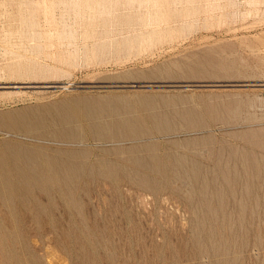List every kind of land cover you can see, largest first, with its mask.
Listing matches in <instances>:
<instances>
[{
    "label": "rangeland",
    "instance_id": "374dc122",
    "mask_svg": "<svg viewBox=\"0 0 264 264\" xmlns=\"http://www.w3.org/2000/svg\"><path fill=\"white\" fill-rule=\"evenodd\" d=\"M142 96L185 98L180 107L193 108L204 125L159 133L147 123L130 129L137 136L102 141L79 122L110 108L125 118V104L105 102ZM202 97L250 106L228 123L213 121ZM137 110L134 117L148 118ZM67 119L90 136L73 145L38 136L62 131ZM263 130L264 0H0V145L90 154L97 165L79 181L81 206L56 212L64 222L96 230L86 239L97 264H264V181L244 189L241 156L230 152L264 155L244 142L246 134ZM209 138L222 144L198 150L200 173L220 174L215 169L223 148V164L242 175L233 186L219 179L204 193L179 195L145 190L132 180L151 172L132 170L131 150L149 158V146L170 163L166 154L182 153L171 143L182 148ZM117 164L118 171L105 170ZM27 226L42 264H77L72 246L56 243L49 226L44 236H37L30 218ZM0 264H7L1 247Z\"/></svg>",
    "mask_w": 264,
    "mask_h": 264
},
{
    "label": "bare ground",
    "instance_id": "6f19581e",
    "mask_svg": "<svg viewBox=\"0 0 264 264\" xmlns=\"http://www.w3.org/2000/svg\"><path fill=\"white\" fill-rule=\"evenodd\" d=\"M201 101L204 111L213 121L224 123L243 115L244 107L250 106L230 103L211 104L203 97ZM105 103L107 105L125 104L124 111L127 117L120 118L119 111L110 108L105 112H90L89 117L84 118L83 122L79 121L85 129L94 132L92 137L102 141H119L137 136L138 134L130 129L147 123L158 128L159 133H169L178 126L190 129L204 125V120L193 108L180 107L188 103V100L182 97L142 96L136 101L111 98ZM157 106H159V112L156 109ZM137 109L147 112L148 118L144 120L134 117ZM3 119V122L7 121L6 118ZM247 120L252 119L248 117ZM59 126L62 131L58 133L43 132L38 136L54 139L66 145H73L77 141L83 142L85 137L90 136L77 132L76 124L70 119L62 121ZM244 142L254 150L264 153V130L246 134ZM216 143L222 144L209 138L186 141L180 148L181 144L173 142L170 145L176 150L181 149L182 153L166 154L165 157L171 160L170 163L161 162L159 155L149 146L148 150L151 152L149 158L138 155V149L131 150L133 152L130 154L128 163L133 167L132 170L151 172L144 176L135 173L132 180L145 190L152 192L173 190L179 195L183 191L190 192L191 189L204 193L211 186H218L219 179L224 186L231 187L242 175L234 174L236 172H232V169L229 171L227 165L223 164L221 161L224 155L223 148H220L218 152L220 160L215 169L220 171V174H201L203 168L194 159L202 156L198 152L201 147H209ZM230 152L241 156L240 161L243 163L241 170L245 172L246 181L243 183L239 181L244 189L250 188L251 181L261 180V178L264 181V155L257 156L255 153L246 151L238 153L237 149H230ZM90 159L89 153L78 149L51 150L39 145L11 142L0 145V247L5 254L7 264H42L37 254L39 246L30 243L28 239L32 234L27 226L29 218L36 226L37 236H44V229L49 226L56 243L59 242L64 247L71 245L70 249L78 261L77 264H97L90 254L94 244L90 238L86 239L94 235L93 231L96 230H89L84 223L75 225L74 220L69 219L64 222L63 218H57L56 212L57 207L70 206V209L75 212L78 206H81L82 198L76 189L83 187L79 181L85 178L88 170L96 168L97 163L94 165ZM120 165L117 164L114 167L106 165L105 170L118 171L121 169ZM118 181L119 179L113 178L115 184ZM262 184L264 186L263 182ZM74 217L77 218V215ZM69 235L73 236L71 241L68 240Z\"/></svg>",
    "mask_w": 264,
    "mask_h": 264
}]
</instances>
